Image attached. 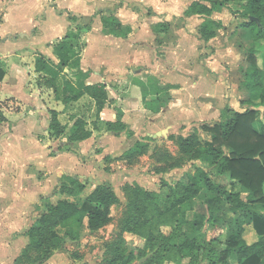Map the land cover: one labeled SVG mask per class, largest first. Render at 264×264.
I'll return each instance as SVG.
<instances>
[{
	"label": "crops",
	"instance_id": "obj_1",
	"mask_svg": "<svg viewBox=\"0 0 264 264\" xmlns=\"http://www.w3.org/2000/svg\"><path fill=\"white\" fill-rule=\"evenodd\" d=\"M194 2L200 1L0 0V69L5 70L0 91L12 92V98L17 101L16 106L19 109L21 105L28 108L29 118H19L20 126L23 130L26 129L25 134L34 135L43 132L46 137V143L43 144L37 136H29L30 142L22 146L24 148L20 151L23 157L15 162L21 164L20 173L14 175L16 177L13 178L14 184L9 197L16 202L20 200L22 207L20 205L16 206L18 209L12 207L25 215H22L24 218L18 221L17 225L7 224L11 219L2 215L9 206L0 208L1 235L4 231L3 227L8 228L5 231L9 235L10 232H21V239L12 245L7 243L4 246L7 239L0 238V264L18 262L17 259L29 244L24 232L32 227L37 219L31 221L29 227L21 228L18 223L27 224V220H32L34 213L42 215L58 201H68L81 207L85 198L102 183L112 187L120 203H124L126 199L123 193L125 185L135 184L145 190L160 193L159 185L163 188L161 183L165 179L160 178L163 174L155 172L158 165L150 151L135 156L132 160L124 158V154L135 144H149L150 148L160 146L157 141L161 139L158 137L154 139L151 136L162 130H167L171 140L175 126L187 124L192 120L209 121L211 115L217 117L214 123H223L220 116L222 110L245 111L247 106L242 102L247 100V95L241 87L242 75L238 78L237 74L238 71L242 74L248 68L246 54L242 63H235L234 67L230 68L228 76L224 73L218 75L220 77L216 75L219 83L214 81L210 83L199 67L187 73L188 63L195 55L194 50L197 51L200 43L208 45L217 39L222 31V29L216 31V36L208 42L200 40L199 29L204 19L184 15ZM201 4L209 6L204 2ZM109 16L115 17L123 29H131L126 37L119 34L109 35L104 30L102 19ZM70 17L76 18L77 21L75 23L70 21ZM176 17V22L173 23L172 19ZM212 19L217 20V17L213 15ZM163 22H170L172 24L170 29L164 34L154 33V27ZM87 24H90V30L85 28ZM78 27L81 30L79 40L81 74L77 75L73 70L65 69L64 73L58 76V80L62 85L69 82L78 89L104 84L109 98L99 113L96 112L94 102L87 96H83L77 102L64 105L55 99L52 89L38 86L37 83L40 78H49L50 75L35 72L36 60L39 56H43L57 65L58 60L54 56L53 46L70 31H76ZM241 31L248 34L247 30ZM186 32L191 35H187ZM245 39L247 48H250L252 46L250 36ZM157 52H163L165 58L156 59ZM262 54V49L257 44L258 65L262 64ZM259 57L260 62H258ZM28 71L33 73L35 92L30 86ZM51 71L55 72V69ZM231 85L236 86L235 88L240 92L237 97L232 92ZM175 90L178 91V97L173 99L171 93ZM220 103L225 104L223 109H218L217 105ZM49 111L57 113L58 121L65 128L64 134L57 138L49 135ZM3 115L7 119L5 112ZM118 117L126 130L115 135L107 131L106 124L116 123ZM78 119L87 122L86 128L92 135L87 140L72 143L68 134ZM94 122L97 129H94ZM168 127L171 128L169 132ZM162 138L163 143L168 141V137ZM131 140L132 143L129 144ZM50 149L54 152L50 153ZM170 154L173 156L172 153ZM142 159L149 162L147 164L149 171L157 175L148 177V180L151 178L152 183H158L157 187L155 185L153 188L148 187L150 183L146 187L143 184L147 182L146 177H141L140 173L134 174L132 168L137 167ZM108 163L109 168L106 165ZM114 163L120 164V170ZM127 168H131V172H127ZM64 177L78 181L84 189L80 193L70 195L60 193L59 189ZM118 178L121 184L116 187L115 182ZM53 182L56 184V190L51 193ZM225 182L227 184V181ZM28 184L29 189L26 188ZM246 195V193L242 194L243 197ZM35 197L38 201L32 202L31 199ZM112 223L113 221L92 233L88 230L85 221L78 242L71 243L66 239L65 244L70 243L74 246L88 235H103L104 231L112 226L111 229L115 234L112 233L104 242L105 245L111 243L119 234L118 226H113ZM249 225L257 237L254 241L253 236L250 244L246 242L251 245L257 242L259 236L252 222ZM203 231L205 233V230ZM120 234L129 248L144 247L143 239L129 233ZM218 236L214 235V237ZM129 239L135 243L132 244L133 247L129 246ZM137 243L141 246H135ZM11 252H14V258H11ZM54 254L43 264H52L55 261L56 254ZM227 264L240 263L237 258L230 257Z\"/></svg>",
	"mask_w": 264,
	"mask_h": 264
},
{
	"label": "trees",
	"instance_id": "obj_2",
	"mask_svg": "<svg viewBox=\"0 0 264 264\" xmlns=\"http://www.w3.org/2000/svg\"><path fill=\"white\" fill-rule=\"evenodd\" d=\"M199 1L194 2L184 15L204 19L199 29L200 40L204 42L213 39L216 31L224 28L220 20L212 19L214 14H221L230 4L243 6L245 22L239 26L248 31L252 40V46L245 51L248 68L242 73L241 82L247 95V100L242 103L247 108L243 112L224 109L220 115L223 123L201 126V132L209 140L202 142L197 132L177 139L178 155L193 157L202 165L210 166L213 170L211 175L197 167L191 174L185 172L173 185L162 180L166 194L151 192L135 184L123 187L126 205L117 224L119 234L113 242L105 245V264H136L135 261L146 257L148 252H151L150 257L141 264H181L183 260L187 264H227L230 257L237 258L240 264H264V233L259 232V227L264 230V52L261 65L257 64L256 56L258 42L264 43V0ZM251 18L257 21H251ZM70 21L75 23L77 19L70 17ZM102 25L109 35L126 37L131 31L130 28L123 29L113 16L102 19ZM171 25L170 22L157 24L154 33L164 34ZM85 28L90 30V24ZM80 31V27L70 31L53 46L57 65L39 56L35 62V72L50 77L40 78L37 83L38 86L52 89L55 99L64 105L87 96L99 113L109 98L104 84L78 89L69 82L62 85L58 80L65 69L81 74ZM51 69H55V72ZM4 76L5 70L1 68L0 83ZM260 109H263L262 114ZM49 116L50 137L63 135L65 128L58 121L57 113L49 111ZM5 121L0 109V124ZM86 127V121L76 120L68 134L69 141L77 143L89 139L92 133ZM94 127L97 129L96 122ZM106 128L115 135L126 130L119 117L116 123L106 124ZM148 151L157 162L156 173L164 174L182 167V161L175 159L166 148H150L149 144L144 143L135 144L124 154V158L132 160ZM223 177L226 185L221 182ZM63 180L60 193L70 195L84 189L82 184L71 178L64 177ZM243 193L247 195L243 197ZM202 194L206 197L203 203L207 215L194 214L189 219L188 212L192 211L194 202ZM119 203L112 187L106 183L98 185L81 207L68 201H58L24 232L29 244L18 259L25 257L26 264H43L54 251L61 249L66 239L71 243L78 242L85 221L92 233L111 223V211ZM250 222L259 237L257 242L248 245L242 235L243 225ZM205 224L213 229L219 228L218 224H222L221 227L226 225L228 238L223 241L218 236L207 240L203 231ZM120 233L143 239L144 247L129 248ZM29 251L34 252L35 256L28 254Z\"/></svg>",
	"mask_w": 264,
	"mask_h": 264
},
{
	"label": "rangeland",
	"instance_id": "obj_3",
	"mask_svg": "<svg viewBox=\"0 0 264 264\" xmlns=\"http://www.w3.org/2000/svg\"><path fill=\"white\" fill-rule=\"evenodd\" d=\"M117 6V5H116ZM119 6V5H118ZM243 6L241 4H230L228 5V9H225L221 14H214L217 17V20H220L222 24L224 25V28L219 33L217 39L209 43L208 45L200 43L199 48H197V51L194 50V54L191 62L189 61L187 67L188 72L191 73L194 71V69L197 67L201 68V71L206 74V79H209V82L214 81V83L218 82V75L221 73L227 74V76L230 73V68L232 69L236 64L242 63L245 51L247 49V44L245 42V37H248L249 33H245L241 31L240 24L242 22H245L243 16ZM105 19V17H103ZM172 22L175 23V19H172ZM186 34H190L187 33ZM191 35V34H190ZM258 44L260 45L262 49V53L264 51V43L262 41H259ZM197 47V46H196ZM263 56V55H262ZM156 59L163 60L165 58L164 53H156L155 54ZM261 59L259 57L258 62H260ZM207 71L209 73H207ZM29 72V71H28ZM30 73V86L33 87L32 91L35 92V83L32 78L33 73ZM32 73V74H31ZM218 77H217V76ZM241 73L238 71V78H241ZM230 76H232L230 74ZM241 80V79H240ZM219 83V82H218ZM236 86L231 85V90L233 93L236 94V97L240 92L237 91L235 88ZM157 92V91H155ZM13 94L9 91H0V109L2 110V113L5 112V116L7 117L6 121L0 124V208L4 206H9L8 209H6V212L3 213L2 216L6 218H10L11 221H8L7 224H13L17 225L18 221H21L25 215V213H21L20 211H15L13 207H16L20 205L22 207V204L20 200L16 202L15 200H10V190L13 186V178L16 177L14 175H18L20 173L19 164H16L23 156V153L20 152L23 150L24 145L30 142L29 136L35 137L37 136L39 141L43 144L46 143V137L42 134H34L29 135L25 134V130L22 129L20 126V119L19 118H29V112L28 108L21 105V110L19 107L16 106L17 101L12 98ZM23 96H21V99ZM178 97V91H172L171 98L175 99ZM225 103V101H224ZM224 103H220L217 105L218 109L224 108ZM149 107H152V105H149ZM20 110V111H19ZM260 112H263V109H260ZM47 115V114H46ZM40 118V116H38ZM211 120H192L189 121L187 124H182L179 126L173 127V135L171 136V140L169 139L168 133H166V138L168 137V141L166 143H163V138L158 137L161 140L157 141L160 144V148H167V150L173 154L175 159H178L182 161V167L180 169H174L170 171L167 174L161 175L160 178H164L167 184L173 185L176 181L182 178L183 174L185 172L193 173L197 167L202 168L204 171L209 172L211 175L213 170L210 166L202 165L199 161L194 160L193 157H185L182 155H178L177 151V139L182 134L183 136H187L189 134H193L197 132L198 137L201 139L202 142L209 140V137L205 134H203L200 130V127L203 125H210L212 126L214 124V120L217 118L214 115H211ZM215 117V118H214ZM37 120V119H36ZM7 123V124H6ZM31 128V127H30ZM168 132L171 128H167ZM28 130V129H27ZM132 143V140L129 142V144ZM154 147V146H153ZM152 147V148H153ZM22 148V149H21ZM54 151L50 149V153H53ZM21 153V155H20ZM48 153V154H50ZM16 162V163H15ZM113 163V162H111ZM120 163V162H119ZM149 162L146 159H142L139 164H137V167L135 166L132 168L134 170V174H142L141 177L145 176L147 182L143 183L146 187L150 183V188H153V185L156 187L158 186V183H152L151 178L148 180V177H153L157 175H153L149 171V167L147 166ZM115 164V163H114ZM107 167L109 165L106 164ZM115 166L119 167L120 170V164ZM109 168V167H108ZM138 168V169H136ZM123 171L121 170V174ZM127 172H131V168H127ZM212 175L211 177H213ZM115 182L116 187H118L121 184V180ZM226 179L223 177L221 178L222 184L226 185ZM145 182V181H144ZM148 184V185H147ZM55 182L51 185V193L56 190L55 188ZM27 189L30 188V185H26ZM33 186V184H32ZM154 186V187H155ZM22 189V188H21ZM161 193L166 194V188L159 185L158 189ZM118 191V190H117ZM31 195V194H30ZM6 196V197H5ZM205 196L202 194L200 195L196 201L193 204L192 211L188 212V218L192 219L194 214H206V206L203 203L205 200ZM32 202L37 200V198L31 199ZM38 201V200H37ZM6 203V205H5ZM126 204V199L124 200V203H119L112 211L113 216V223L112 225H117L119 222V219L123 212V206ZM13 206V207H12ZM17 208V207H16ZM18 209V208H17ZM42 212V211H41ZM40 213H34V216L31 217L32 220H27V224L25 223H18L19 226L23 227H29L31 221H34L35 219L38 220V217ZM224 225V224H223ZM222 224H218L217 227L221 228L220 230H214L211 228L208 224H205L203 230H205L206 238L210 239L213 238L214 235L218 236L217 234H220L221 240H226L229 236V231L226 229V225L221 227ZM112 227V226H111ZM108 228V230L104 231L103 235L99 234H92L86 236V238L82 239L80 243L78 244H61V249L59 251H55L54 253L56 256L54 257V262L52 264H105L106 256L105 254V240L106 238H109L114 231L112 229ZM228 227V226H227ZM2 232L0 231V238L7 239L4 242V246L7 245V243H10L12 245L15 241L21 239V232L20 233H13L10 232L11 235L5 230H8V228L5 229ZM113 228V227H112ZM220 231V232H219ZM259 232L264 233V230L259 227ZM109 234V235H108ZM115 235H113L114 238ZM254 236V241L257 239V237L254 234V231L252 230L251 226L248 223L244 224V235L243 239L248 244L252 243V238ZM129 246L133 247L132 244H135L132 240L129 239L128 241ZM1 244V243H0ZM135 246H141L140 243H137ZM53 253V254H54ZM151 252H148L146 255L150 254ZM28 254L35 256L34 252L29 251ZM54 254V255H55ZM11 258H14V252H11ZM72 256V257H71ZM144 258V257H143ZM26 258L24 257L22 260L18 259V262H15L13 264H26ZM142 259V258H141ZM122 261V260H121ZM136 264H139V260L135 261ZM12 264V263H11ZM164 264H174V263H164ZM181 264H187L186 260L181 261ZM205 264V263H200Z\"/></svg>",
	"mask_w": 264,
	"mask_h": 264
},
{
	"label": "water",
	"instance_id": "obj_4",
	"mask_svg": "<svg viewBox=\"0 0 264 264\" xmlns=\"http://www.w3.org/2000/svg\"><path fill=\"white\" fill-rule=\"evenodd\" d=\"M251 21H257V20L254 19V18H251ZM166 133H167V130H162L161 132H158L155 135H152L151 137L154 138V139L157 138V137H166ZM67 241H69V240H67ZM149 257H150V254L147 255L146 257L140 259L139 260V264L145 262Z\"/></svg>",
	"mask_w": 264,
	"mask_h": 264
}]
</instances>
